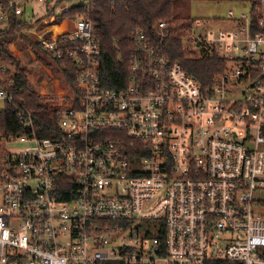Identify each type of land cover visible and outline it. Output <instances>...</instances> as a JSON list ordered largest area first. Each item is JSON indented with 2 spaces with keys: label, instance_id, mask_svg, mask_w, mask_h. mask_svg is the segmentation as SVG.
Returning a JSON list of instances; mask_svg holds the SVG:
<instances>
[{
  "label": "built area",
  "instance_id": "built-area-1",
  "mask_svg": "<svg viewBox=\"0 0 264 264\" xmlns=\"http://www.w3.org/2000/svg\"><path fill=\"white\" fill-rule=\"evenodd\" d=\"M238 3L222 26L188 24L186 47L225 62L204 90L168 57L167 23L132 31L128 72L111 87L94 0H0V29L27 14L41 51L78 69L74 88L35 82L51 127L0 69V102L23 130L0 133V264H264V0Z\"/></svg>",
  "mask_w": 264,
  "mask_h": 264
},
{
  "label": "trees",
  "instance_id": "trees-1",
  "mask_svg": "<svg viewBox=\"0 0 264 264\" xmlns=\"http://www.w3.org/2000/svg\"><path fill=\"white\" fill-rule=\"evenodd\" d=\"M238 1V0H237ZM249 1L254 7L259 0H239ZM173 0H94V35L101 43L104 55L103 76L108 82V86L116 87L122 84L123 73L127 74V61L131 52V34L135 29H141L147 33H155L156 27L161 22H170L172 20ZM76 10L68 14H62L56 17L54 23H60L64 18L69 20L75 18ZM49 16L46 13L45 16ZM40 19V18H39ZM33 25L27 14L12 19L9 28L0 29V69L3 65L11 67L14 75L11 80L13 86L10 90L15 94L17 101L24 102L28 110H34L39 118V124L47 127L52 126L50 120V111L46 107L44 99L37 93V87L28 79L29 72L24 67L21 59L9 50V44L16 41L17 49L23 53L24 57H29V46L34 45L40 49L35 38L23 29H29ZM20 29L18 39L12 35V29ZM171 34L166 40V52L171 61L178 62L188 73L194 76L206 90L213 83V77L222 72L225 68V62L218 56L202 55L194 57L183 49L181 37L175 34L171 28ZM130 46V50L128 49ZM41 50V49H40ZM46 55V54H45ZM121 55V58L119 56ZM47 57V56H46ZM41 59L40 57H38ZM46 64L54 72H59L71 87H75L76 74L78 72L75 62L70 58L62 60L49 59ZM1 74V70H0ZM117 79V80H116ZM16 105L5 104L0 110V133L4 137L18 135L21 129L15 112ZM39 132L40 136H47V129ZM107 264H123L121 262H108ZM207 264H224L221 262H210Z\"/></svg>",
  "mask_w": 264,
  "mask_h": 264
},
{
  "label": "rangeland",
  "instance_id": "rangeland-1",
  "mask_svg": "<svg viewBox=\"0 0 264 264\" xmlns=\"http://www.w3.org/2000/svg\"><path fill=\"white\" fill-rule=\"evenodd\" d=\"M229 10L237 13L240 10V4L234 2L233 0H173V18L170 22L166 23L175 30V34L177 36L181 37L182 47L187 52V54L194 57H200L202 56L199 54L200 48L197 49L194 46L191 48L186 47L190 44L186 40L184 41L189 22L193 19L199 18L204 20H213L216 25L222 26L224 25L223 18H226V14ZM39 13L42 14L43 11L39 10ZM30 29L31 28L27 30ZM196 32H202L203 34L205 33L204 30H200L199 28H196ZM28 49V54L31 60H28V58L24 57L23 53L19 50L18 52L21 55L19 58L21 59L22 64L29 72L28 79L31 81V83L37 87L35 82L44 80V87H53L51 82L52 79L48 77L49 74H52V78L57 79L59 82V87L65 88V85L62 83V75L59 72H54L51 67L46 65L49 60L47 59L45 53H43L40 49H37L32 44ZM36 75L39 76L38 80H36ZM51 91L54 94V90L51 89ZM3 107L4 106L0 102V110H2ZM24 147L25 146L22 143L5 145L6 150L11 154H18L24 149ZM254 197L261 202H264V190L255 191ZM262 214H264V212H262Z\"/></svg>",
  "mask_w": 264,
  "mask_h": 264
},
{
  "label": "bare ground",
  "instance_id": "bare-ground-1",
  "mask_svg": "<svg viewBox=\"0 0 264 264\" xmlns=\"http://www.w3.org/2000/svg\"><path fill=\"white\" fill-rule=\"evenodd\" d=\"M52 30H53L55 33H59V32H61V31H63V26H60V27H56V26H54V27H52Z\"/></svg>",
  "mask_w": 264,
  "mask_h": 264
},
{
  "label": "crops",
  "instance_id": "crops-1",
  "mask_svg": "<svg viewBox=\"0 0 264 264\" xmlns=\"http://www.w3.org/2000/svg\"><path fill=\"white\" fill-rule=\"evenodd\" d=\"M234 2H236V3H238L239 2V0L237 1V0H233ZM58 27V26H57ZM60 27V26H59Z\"/></svg>",
  "mask_w": 264,
  "mask_h": 264
},
{
  "label": "water",
  "instance_id": "water-1",
  "mask_svg": "<svg viewBox=\"0 0 264 264\" xmlns=\"http://www.w3.org/2000/svg\"><path fill=\"white\" fill-rule=\"evenodd\" d=\"M197 46H198V44H197Z\"/></svg>",
  "mask_w": 264,
  "mask_h": 264
}]
</instances>
